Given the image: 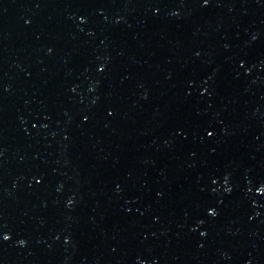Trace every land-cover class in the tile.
Wrapping results in <instances>:
<instances>
[{
    "label": "water",
    "instance_id": "obj_1",
    "mask_svg": "<svg viewBox=\"0 0 264 264\" xmlns=\"http://www.w3.org/2000/svg\"><path fill=\"white\" fill-rule=\"evenodd\" d=\"M261 186L264 0H0V264H264Z\"/></svg>",
    "mask_w": 264,
    "mask_h": 264
},
{
    "label": "snow or ice",
    "instance_id": "obj_2",
    "mask_svg": "<svg viewBox=\"0 0 264 264\" xmlns=\"http://www.w3.org/2000/svg\"><path fill=\"white\" fill-rule=\"evenodd\" d=\"M204 3L207 4V3H208V0H204ZM101 71H103V69H101ZM208 135L211 136L212 133L209 132ZM225 179H226V181H227V178H225ZM258 190H259V192L264 193V186H261ZM229 191H230V190H229ZM216 214H217V213H216L214 210L210 213V215H212V216H215ZM2 238H3L4 241H7V240L10 239V236L5 234V235H3ZM20 243H21V244H24V241L21 240Z\"/></svg>",
    "mask_w": 264,
    "mask_h": 264
}]
</instances>
